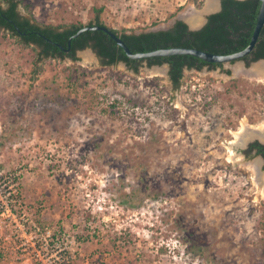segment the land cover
Returning a JSON list of instances; mask_svg holds the SVG:
<instances>
[{
    "label": "rangeland",
    "instance_id": "374dc122",
    "mask_svg": "<svg viewBox=\"0 0 264 264\" xmlns=\"http://www.w3.org/2000/svg\"><path fill=\"white\" fill-rule=\"evenodd\" d=\"M22 2L45 25H87L103 7L102 22L129 33L189 11L203 23L206 6ZM34 55L0 35V264H264V198L249 169L264 160L232 149L239 160H227L243 121L264 124V84L250 74L260 63L238 62L234 78L233 65L186 70L174 91L167 65L135 73L90 49L43 59L32 82Z\"/></svg>",
    "mask_w": 264,
    "mask_h": 264
},
{
    "label": "trees",
    "instance_id": "16d2710c",
    "mask_svg": "<svg viewBox=\"0 0 264 264\" xmlns=\"http://www.w3.org/2000/svg\"><path fill=\"white\" fill-rule=\"evenodd\" d=\"M22 0H0V35H8L24 48L34 51L35 62L31 70L32 82L38 80L44 72L43 59L77 61V51L91 48L101 60L103 66H115L123 62L127 67L138 73L143 63L148 68L167 65L168 76L172 89L178 91L182 87V80L186 70L201 71L222 69L224 64L208 63L190 55H174L168 57H153L142 60L129 58L125 51L103 31H86L71 43L69 52L57 47L54 43L68 48V41L84 24L81 22L69 25L41 24L32 15L25 16L19 11ZM200 6V4H199ZM28 7V6H26ZM261 8L260 0H222L219 12L211 14L207 23L200 30H190L183 21H177L169 30L156 32H141L135 34L128 30L121 32L108 27L101 20L104 8H96V18L87 25L107 26L113 32L120 34L121 39L132 52H151L164 48L183 47L195 48L218 55H230L244 50L251 42L258 15ZM52 41V43L49 42ZM255 62L264 59V26L254 50L243 60ZM72 69V68H71ZM79 70L75 68L73 70ZM230 74V70H226ZM247 160L255 156L264 158V144L258 141L250 143L241 150ZM133 197L126 196L125 204H132ZM136 204H132V207Z\"/></svg>",
    "mask_w": 264,
    "mask_h": 264
},
{
    "label": "water",
    "instance_id": "95a60500",
    "mask_svg": "<svg viewBox=\"0 0 264 264\" xmlns=\"http://www.w3.org/2000/svg\"><path fill=\"white\" fill-rule=\"evenodd\" d=\"M221 1L222 0H216V6L214 11L213 10H209L203 13V18L204 21L203 23H201L200 25L196 26V25H192L186 18L185 15H178L173 22L170 24V26H168L167 28H157V29H153V30H148L146 32H156V31H166L171 29L177 21H183L185 24L188 25L190 30H200L205 23L207 22V18L208 16H210L211 14H214L218 11H220L221 9ZM261 1V8H260V12L258 15V21L256 23L255 26V30L251 39L250 44L242 51L240 52H236L234 54H230V55H218V54H213V53H209L206 51H202V50H198L195 48H183V47H172V48H164V49H159V50H155V51H151V52H138V53H134L131 51V49L127 46V44L121 39L120 34H117L115 32H113L112 30H110L107 26H102V25H86L83 28H81L76 34H74L73 36L70 37L69 41H68V48L65 49L62 45L54 43L57 47L61 48L62 50L69 52L71 49V43L72 40L74 38H77L78 36H80L82 33L86 32V31H103L106 34H108L117 44L118 46H120L126 53V55L131 58V59H135V60H142V59H147V58H153V57H168V56H174V55H190V56H194L197 58H200L208 63H216V64H224V65H233L231 68L232 74H227L229 77L234 78L238 75L239 71L237 72L236 68H235V64H237L238 62H243V59L248 56L255 48L257 41L259 39L261 30L264 26V0H260ZM213 11V12H212ZM141 32H135V34H139ZM50 43H52L51 40H49ZM264 62V60H259L256 62H253L252 65L258 64ZM160 67V66H157ZM207 69V68H205ZM243 70H245L246 72L248 70H250L249 67L243 65ZM260 142L261 144H264V141L260 140V138L258 137H253L250 138L246 141H243L242 143L239 144H229L232 145V149L235 150L237 153L241 152L240 150L245 149L250 143L255 142V141ZM261 172L263 173L264 171L261 170Z\"/></svg>",
    "mask_w": 264,
    "mask_h": 264
},
{
    "label": "bare ground",
    "instance_id": "6f19581e",
    "mask_svg": "<svg viewBox=\"0 0 264 264\" xmlns=\"http://www.w3.org/2000/svg\"><path fill=\"white\" fill-rule=\"evenodd\" d=\"M215 6H216V0H206V6L202 13L209 10H214ZM201 15L195 13L194 11H189L187 13L188 16L187 20H189V22L192 25H196L197 23L201 22ZM261 63L253 68L252 74H253V79L256 81V83L264 84V65ZM253 137H258L260 138V140L264 141V124L249 126L246 121H243L239 129V132L235 134V141L232 144L236 145ZM231 149H232V145H230V150L227 160L228 162L231 163H237L239 159H237L238 157L235 156V154L233 153L234 151L232 152ZM249 169L251 170L253 175L252 181L254 185L259 189L258 191H261L260 193H262V196L264 198V175L260 172V166L255 163L253 164L251 163Z\"/></svg>",
    "mask_w": 264,
    "mask_h": 264
},
{
    "label": "flooded vegetation",
    "instance_id": "af4514ba",
    "mask_svg": "<svg viewBox=\"0 0 264 264\" xmlns=\"http://www.w3.org/2000/svg\"><path fill=\"white\" fill-rule=\"evenodd\" d=\"M221 8H222V1H221ZM221 10V9H220ZM219 12V11H218ZM217 13V12H216ZM209 17V16H208ZM207 21H208V18H207ZM207 23V22H206ZM205 23V24H206ZM87 49H90L92 52H93V54L95 55V57L98 59V61H99V63H101V60H100V58L98 57V55H97V53L95 52V51H93L91 48H87ZM86 50V49H85ZM81 51H84V50H80V51H77V53H76V55H78V53L79 52H81ZM251 58H252V56H250L249 57V59H247V60H243V62L245 63V66H247V67H250V65L253 63V61H251ZM261 60H264V59H261ZM259 61V60H258ZM256 62V61H255ZM119 64H124L126 67H127V65L125 64V63H123V62H120ZM143 64H145L146 65V63L144 62ZM261 64H263L264 65V63H261ZM128 68V67H127ZM169 68V67H168ZM205 68H207V67H205ZM204 68V69H205ZM208 69V68H207ZM231 72V71H230ZM251 74V76H253V74L252 73H250ZM250 126V125H249ZM246 159V158H245ZM262 159L264 160V158L262 157ZM247 160V159H246ZM264 168V167H263Z\"/></svg>",
    "mask_w": 264,
    "mask_h": 264
}]
</instances>
